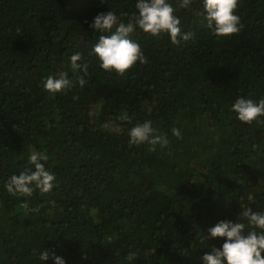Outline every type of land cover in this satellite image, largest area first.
I'll return each mask as SVG.
<instances>
[{
	"label": "trees",
	"instance_id": "trees-1",
	"mask_svg": "<svg viewBox=\"0 0 264 264\" xmlns=\"http://www.w3.org/2000/svg\"><path fill=\"white\" fill-rule=\"evenodd\" d=\"M168 2L192 38L174 45L137 28L147 63L120 76L99 66L102 33L89 25L101 12L131 16L137 0H0V264H55L44 250L65 264H203L226 240L210 228L247 224L243 207L264 213V117L249 125L230 111L264 99V0H240L243 27L230 37L206 27L203 0ZM74 54L87 83L52 96L42 82L76 75ZM146 121L167 147L129 143ZM34 152L49 156L54 187L12 196L5 184ZM25 202L39 210L25 216Z\"/></svg>",
	"mask_w": 264,
	"mask_h": 264
},
{
	"label": "clouds",
	"instance_id": "clouds-1",
	"mask_svg": "<svg viewBox=\"0 0 264 264\" xmlns=\"http://www.w3.org/2000/svg\"><path fill=\"white\" fill-rule=\"evenodd\" d=\"M239 3L240 0H203L204 12L197 14L206 13V27L216 36L230 37L238 34L243 27L240 17L234 14ZM191 4L192 0H177V7L180 9H188ZM136 9L137 12L131 16L127 13L117 16L113 11L101 12L89 25L95 32L102 33L92 49V54L98 58L99 66L103 70L124 76L137 61L141 64L147 63L140 45L130 38L137 28L152 37L166 33L174 45H180L181 41L186 42L192 38V33L181 31V21L174 15L176 9L168 0H137ZM122 17H128L127 22H124ZM81 59L80 54L70 57V66L76 75L71 79L67 72L47 76L42 82L44 90L55 96L57 93L66 92L75 84L83 88L87 83L84 76L88 75V65H81L79 63ZM80 72L84 75H79ZM230 111L236 114L239 121L251 125L254 121H258V118L264 117V99L256 103L252 99L238 98L231 105ZM120 119L128 121L129 117L123 114ZM258 122L264 123V121ZM172 134L178 139L181 138V132L177 128L172 129ZM128 136L131 145L139 146L147 143L151 151H156L158 146L162 150L169 144L168 137L157 134L151 121L132 127L128 131ZM48 160L49 156L46 152L32 153L29 157L32 168L22 171L19 175H12L5 184L7 192L19 197H31L36 190H39L41 195L50 193L56 177L51 171L46 170L45 164ZM21 208L24 209L25 216L29 211L39 210L29 209L26 202L21 204ZM243 209L240 218L247 221V224L220 221L208 230L211 238L226 237V240L222 248L214 247L211 253H205L201 257L203 264H264V213L253 211L251 207H243ZM257 229L260 231L258 232ZM136 257L137 253L130 252L127 260L132 262ZM39 258L43 262L51 258L55 264H65V260L51 250H44Z\"/></svg>",
	"mask_w": 264,
	"mask_h": 264
}]
</instances>
